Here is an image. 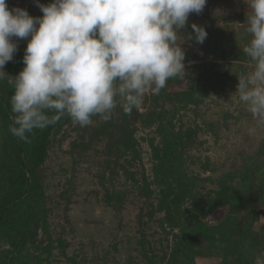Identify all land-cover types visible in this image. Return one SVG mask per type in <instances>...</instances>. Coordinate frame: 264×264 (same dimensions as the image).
<instances>
[{
	"label": "rangeland",
	"instance_id": "374dc122",
	"mask_svg": "<svg viewBox=\"0 0 264 264\" xmlns=\"http://www.w3.org/2000/svg\"><path fill=\"white\" fill-rule=\"evenodd\" d=\"M19 1L6 0L9 9ZM247 11L248 0H207L180 29L182 77L146 92L130 114L118 104L108 121L55 125L31 201L0 229V264H255L264 253V126L235 93L252 70L242 51ZM32 14L42 16L37 4ZM192 23L207 31L203 44L187 39ZM16 43L14 57L28 39ZM11 88L0 81L5 100ZM6 122L0 110V202L14 148ZM258 196L259 218L244 233Z\"/></svg>",
	"mask_w": 264,
	"mask_h": 264
},
{
	"label": "clouds",
	"instance_id": "9594fccd",
	"mask_svg": "<svg viewBox=\"0 0 264 264\" xmlns=\"http://www.w3.org/2000/svg\"><path fill=\"white\" fill-rule=\"evenodd\" d=\"M206 2L36 0L42 16H32L0 0V81L7 79L13 88L15 114L10 132L30 142L26 133L54 125L65 115L85 127L97 115L110 120L118 104L130 114L146 92L159 94L170 78L186 73L180 29ZM248 7L251 39L242 51L252 70L238 76L235 93L264 126V0H248ZM191 29L195 36L187 39L203 44L207 31L195 23ZM23 39H28L24 67L11 77L4 67L18 50L16 40ZM255 264H264V253Z\"/></svg>",
	"mask_w": 264,
	"mask_h": 264
},
{
	"label": "trees",
	"instance_id": "16d2710c",
	"mask_svg": "<svg viewBox=\"0 0 264 264\" xmlns=\"http://www.w3.org/2000/svg\"><path fill=\"white\" fill-rule=\"evenodd\" d=\"M50 2L51 0H46L45 4ZM17 41L18 40H16V42ZM229 53L230 52L227 51V54ZM23 56L24 53L15 55L13 60L17 62L16 65L13 63V60L6 63L4 68L8 70V73L11 75H17L20 72V70L24 67ZM219 78L220 77L215 78V80ZM177 79L179 80L180 78ZM193 80H195V83L199 84V80ZM213 81L214 80H210V82ZM12 94L13 88L10 89V96H8V98L5 100L3 93H0V110H2L4 119L7 121L6 123L9 125V127L14 126L13 122L15 116V114L11 111L10 99ZM67 117L68 116L65 115L61 118V120L66 119ZM58 123L59 121L56 124ZM56 124L49 125L43 130L34 129L32 133H26L30 142H25L11 133L14 142V148L11 158L6 163L7 172L5 173L10 179V182L8 183L9 190L6 192L3 200L0 202V229L5 225V223L12 222L14 217L10 214V212L16 205L28 200L29 202L31 201L32 193L37 188L38 183L37 179L35 178L36 169L45 158L48 145L50 143L49 134ZM260 197L254 198L252 216L245 224V229L243 230L244 233H246L248 229H251V227L259 218V214L256 209L259 206L261 199ZM175 204L176 203H174V205ZM26 230L27 229L21 227L20 231L22 233ZM240 262L241 264H245L241 258Z\"/></svg>",
	"mask_w": 264,
	"mask_h": 264
},
{
	"label": "built area",
	"instance_id": "2783aa9c",
	"mask_svg": "<svg viewBox=\"0 0 264 264\" xmlns=\"http://www.w3.org/2000/svg\"><path fill=\"white\" fill-rule=\"evenodd\" d=\"M36 4V0H20L14 7L25 8L33 16L32 10H34Z\"/></svg>",
	"mask_w": 264,
	"mask_h": 264
}]
</instances>
